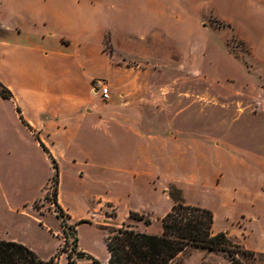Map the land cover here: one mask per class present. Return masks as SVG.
Wrapping results in <instances>:
<instances>
[{
    "label": "rangeland",
    "instance_id": "374dc122",
    "mask_svg": "<svg viewBox=\"0 0 264 264\" xmlns=\"http://www.w3.org/2000/svg\"><path fill=\"white\" fill-rule=\"evenodd\" d=\"M165 7L116 12L109 19L132 22L146 30L131 44L141 57L128 58L146 70L138 74L137 83L154 87V99L148 98L176 117L172 126L181 132V139L187 143L194 139L208 149L206 159L185 149L180 157L170 154L166 159L155 153L146 162L142 155L134 154V142L124 130L108 123L100 135L99 150L92 156L104 169L78 171L70 164L63 170V198L75 194L83 201L84 195L92 197L85 205L74 206V211L84 216L90 209L94 221L100 215L103 220L98 227L76 228L79 251L101 262L107 255L104 239L112 229L122 224L135 230L147 226L129 218L126 211L148 207L151 197L147 190L154 184L172 205L171 196L210 209L217 228L234 231L245 220L249 235L242 233L232 239L257 256L242 257V264H264L260 255L264 254V0H169ZM118 78L122 79L116 75L117 82ZM162 89L167 92L161 93ZM21 162V152L0 150V229L6 228L9 235L48 260L61 251L64 243L56 249L63 235L55 217L36 220L41 218L31 204L39 195L40 182L20 176L17 168ZM114 166L120 170L111 168ZM51 189L49 185L48 199L34 203L40 213L55 209ZM160 198V205L166 206V199ZM160 215L161 209L148 215V231L161 228ZM54 233L59 238L52 237ZM74 237L71 231L66 250L75 249ZM62 254L60 264H66ZM72 254L77 264H93L87 257L77 259L74 251ZM227 261L223 253L190 248L173 264Z\"/></svg>",
    "mask_w": 264,
    "mask_h": 264
},
{
    "label": "crops",
    "instance_id": "0c3cea01",
    "mask_svg": "<svg viewBox=\"0 0 264 264\" xmlns=\"http://www.w3.org/2000/svg\"><path fill=\"white\" fill-rule=\"evenodd\" d=\"M167 4L169 0H0V83L12 94L11 99L0 98V150L22 153L23 162L17 168L18 173L40 182L39 195L31 204L32 211L41 218L36 220L55 217L61 235L63 230L55 211L50 209L40 213L34 208V203L46 195L54 175L49 154L58 170L56 202L65 214L66 223L75 231L80 225L100 226L102 215L94 221L95 213L90 209L84 216H78L74 211V206L84 204L92 197L84 195L81 201L73 194L70 199H64L61 185L66 178L63 173L66 165L71 164L78 171L104 169V165L95 162L92 156L99 150L100 135L108 123L124 130L134 142V154L142 155L146 162L155 153H162L166 159L170 154L180 157L185 149L198 159H206L208 149L194 139L189 143L181 139V132L172 126L176 117L148 98L151 95L154 99V87L137 83L138 74L146 70L142 71L130 60L140 56L132 51L131 44L134 38L143 37L146 30L132 22L109 19L116 12L140 7L149 11L164 10ZM107 43L109 50H106ZM114 55L119 57L113 59ZM116 75L122 77L118 82ZM94 79L107 82L112 92L109 101L96 98L91 89ZM166 92L165 89L161 91ZM155 122L159 125L155 126ZM43 166H46L44 172ZM115 166L111 168L120 170ZM148 188L151 197L148 207L129 208L126 213L136 212L149 217L161 209L162 218L170 210L172 204L166 193L154 184ZM160 195L166 199V206L160 205ZM5 203L9 204L7 196ZM213 216L214 233L227 232L236 239L242 233L249 235L245 220L237 230L231 231L217 228ZM81 220L90 223L79 224ZM150 226L137 231L161 233V228L148 231L146 228ZM55 235L59 238L58 233L52 237ZM0 240L22 242L9 235L6 228L0 229ZM58 243L56 251L64 239L60 238ZM76 250L79 251L78 240ZM63 257L66 253L61 259ZM107 258L108 253L101 263Z\"/></svg>",
    "mask_w": 264,
    "mask_h": 264
},
{
    "label": "trees",
    "instance_id": "16d2710c",
    "mask_svg": "<svg viewBox=\"0 0 264 264\" xmlns=\"http://www.w3.org/2000/svg\"><path fill=\"white\" fill-rule=\"evenodd\" d=\"M0 98H12L11 92L1 83ZM41 147L49 154L43 144ZM49 157L55 170L50 183L51 202L55 206V215L60 220L64 245L60 252L48 260H42L34 251L21 243L0 240V264H58L61 252L66 253L69 264H76L73 251L76 257H87L93 264H173L183 252L190 248L209 253H223L228 258L227 264H242V257L257 256L255 251L247 250L235 242L227 232L214 233V216L210 209L186 204L182 199L171 196L173 205L160 220V234L139 232L129 225L122 224L105 236L104 243L108 258L105 263H101L86 253L76 250V231L73 226L66 223L64 212L57 206L58 170L50 154ZM47 194L48 191L44 196L45 199H48ZM129 218L143 221L146 225L151 223L149 217L136 212H130ZM80 223L90 222L81 220ZM71 231L75 233V249L66 250L65 246ZM260 255L264 257V254Z\"/></svg>",
    "mask_w": 264,
    "mask_h": 264
},
{
    "label": "built area",
    "instance_id": "2783aa9c",
    "mask_svg": "<svg viewBox=\"0 0 264 264\" xmlns=\"http://www.w3.org/2000/svg\"><path fill=\"white\" fill-rule=\"evenodd\" d=\"M91 89L93 93L98 96L103 102H107L110 100L111 92L105 80L94 79L91 83Z\"/></svg>",
    "mask_w": 264,
    "mask_h": 264
}]
</instances>
